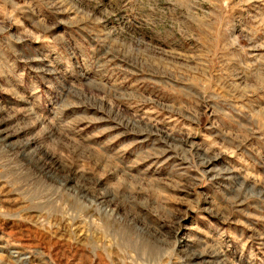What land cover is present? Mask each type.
I'll use <instances>...</instances> for the list:
<instances>
[{
	"label": "rangeland",
	"instance_id": "374dc122",
	"mask_svg": "<svg viewBox=\"0 0 264 264\" xmlns=\"http://www.w3.org/2000/svg\"><path fill=\"white\" fill-rule=\"evenodd\" d=\"M0 264H264V0H0Z\"/></svg>",
	"mask_w": 264,
	"mask_h": 264
}]
</instances>
